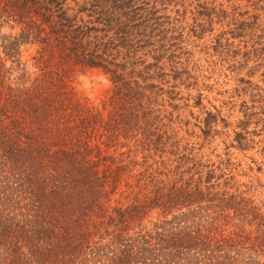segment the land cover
<instances>
[{
	"label": "trees",
	"instance_id": "16d2710c",
	"mask_svg": "<svg viewBox=\"0 0 264 264\" xmlns=\"http://www.w3.org/2000/svg\"><path fill=\"white\" fill-rule=\"evenodd\" d=\"M237 7L0 0V264H264L263 205L208 147L227 122L199 91L180 95L213 16L209 48L239 53L256 14ZM236 64L232 138L245 148L246 123L264 121V73ZM84 68L106 79L99 105L71 84Z\"/></svg>",
	"mask_w": 264,
	"mask_h": 264
},
{
	"label": "rangeland",
	"instance_id": "374dc122",
	"mask_svg": "<svg viewBox=\"0 0 264 264\" xmlns=\"http://www.w3.org/2000/svg\"><path fill=\"white\" fill-rule=\"evenodd\" d=\"M213 1H220L223 5L234 2L240 10L246 7L250 14H256L255 23L252 24L250 31L244 36H240L237 41L235 40L237 42L235 45L239 46H234L239 50L237 55H219L208 46L210 41L214 40L215 33L221 28L217 18L213 16L211 24L194 41L195 50L200 51L194 54L193 60L189 63L191 72L195 77L190 79V81L193 80L190 88L181 86L180 95H185L186 92L193 95L199 91L201 93V104L204 108L212 109L213 105L219 109L220 115L226 120L227 125L221 127L219 125L221 122L219 119L217 120L219 124H216L215 127L219 132L211 140L208 147H214V150L218 152L225 150L224 155L226 153L230 157L234 171L245 184L244 187L249 189L254 200L257 199L264 208V170L263 168H256L258 164L261 163L262 167L264 164V156L262 157L260 151V147L264 145V121L259 116L255 122L246 123V131H251V133L244 132L246 137H251L252 140L249 141V146H242L245 148H241L236 140L232 138L233 129L239 128L235 121L238 118L237 116H240L237 109L240 107L238 103L241 97H234L229 91L233 81L231 69H233V64H236V61L241 67L239 74L244 77L250 75L251 79L259 81L262 73H264V51L254 52L258 48L257 45L264 44V0ZM197 19L200 18L197 17ZM243 50L248 53H242ZM31 51V47H24L23 58H28ZM245 54L249 58L245 59ZM105 82L106 79L99 70L84 68L73 74L71 84L77 96L99 105L100 99L103 97ZM262 89L264 95V84H262ZM247 105H249V101ZM190 108L193 113H196L197 106H191Z\"/></svg>",
	"mask_w": 264,
	"mask_h": 264
}]
</instances>
